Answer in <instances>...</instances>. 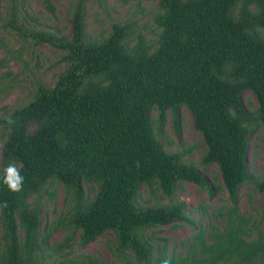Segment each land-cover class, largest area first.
Masks as SVG:
<instances>
[{"label": "trees", "instance_id": "1", "mask_svg": "<svg viewBox=\"0 0 264 264\" xmlns=\"http://www.w3.org/2000/svg\"><path fill=\"white\" fill-rule=\"evenodd\" d=\"M42 1L54 13L51 0ZM4 8L0 28L58 48L66 68L53 86L38 81L30 99L0 117V264H36L53 250L45 249L37 209L27 203L53 181L71 196L67 222H58L70 229L64 245L77 230L81 243L112 230L118 251L131 253L125 264H264V230L237 210L239 185L264 191V178L247 165L250 126L264 127V0H159L156 44L138 34L131 47V22L114 23L102 39L87 34L84 0L72 4L68 37L29 29L23 0H5ZM244 90L258 101L254 112L244 106ZM182 105L203 137L201 162L218 166L230 206L222 229L199 228L182 243L184 254H169L155 228L192 223L185 203L136 205L140 186L155 183L169 198L181 181L213 191L183 161L184 151H166L155 136L150 109L159 120L170 111L177 130ZM13 163L24 177L18 193L3 183ZM90 181L95 197L85 200ZM85 262L98 264L90 255Z\"/></svg>", "mask_w": 264, "mask_h": 264}, {"label": "rangeland", "instance_id": "2", "mask_svg": "<svg viewBox=\"0 0 264 264\" xmlns=\"http://www.w3.org/2000/svg\"><path fill=\"white\" fill-rule=\"evenodd\" d=\"M76 0H51L54 13H51L42 0H23L25 8L24 23L31 30L50 31L59 36L71 35L72 24L70 10ZM5 0H1V16L5 14ZM159 0H84L85 29L89 36L105 38L109 35L114 23H133L134 32L127 43L133 46L137 35L142 34L151 45L156 44L158 26L154 21L158 12ZM62 51L46 42L34 43L24 40L0 28V117L6 110L26 102L31 98L36 83L39 81L53 86L66 68L62 59ZM242 101L246 109L254 112L258 106L255 95L250 90L242 92ZM149 116L156 138L168 152H180L185 163L195 165L211 182L212 193L194 182L181 181L175 188L171 198L164 195L153 183L142 184L136 198V205L153 206L156 203L168 204L176 200L185 203V212L192 221H177L178 226L170 224L155 228L154 237H165L168 253L184 254L186 246L182 245L199 228L206 229L209 224L218 229L225 225L224 215L230 201L222 186L218 166L215 163L201 162L205 150L203 137L193 126L192 114L186 106H180L178 128L174 127L170 111L163 120L158 119V112L151 108ZM253 130L249 135L247 149V165L249 171L264 178V127L252 123ZM3 134L0 126V169L2 159ZM85 200L95 197L96 184L93 181L83 186ZM71 196L66 193L62 183L50 182L39 193L28 195L27 203L35 207L39 217V233L45 239V257H40L36 264H73L83 263L90 255L98 264H125L130 252L120 253L117 249L116 234L107 230L97 238L88 242H79V231H75L72 240L64 245V236L70 233L65 225L69 215ZM238 212L250 215L258 228L264 230V191L258 190L253 183H244L238 187ZM22 229L19 230L22 237ZM150 229L145 233H150ZM3 228L0 223V242ZM256 235L254 229L248 238ZM162 244L161 240H154ZM119 255V259L116 258ZM119 261V262H118ZM86 264V262L84 263Z\"/></svg>", "mask_w": 264, "mask_h": 264}, {"label": "clouds", "instance_id": "3", "mask_svg": "<svg viewBox=\"0 0 264 264\" xmlns=\"http://www.w3.org/2000/svg\"><path fill=\"white\" fill-rule=\"evenodd\" d=\"M3 183L13 193H18L23 190L24 177L14 163L6 167ZM5 206H7L6 203Z\"/></svg>", "mask_w": 264, "mask_h": 264}]
</instances>
